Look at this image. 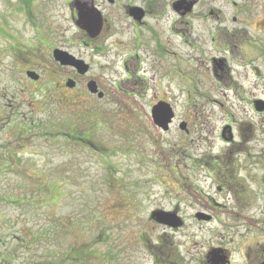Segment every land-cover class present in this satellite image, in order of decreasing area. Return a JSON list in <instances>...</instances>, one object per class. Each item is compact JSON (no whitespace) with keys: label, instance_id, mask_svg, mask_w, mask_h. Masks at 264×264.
<instances>
[{"label":"rangeland","instance_id":"374dc122","mask_svg":"<svg viewBox=\"0 0 264 264\" xmlns=\"http://www.w3.org/2000/svg\"><path fill=\"white\" fill-rule=\"evenodd\" d=\"M30 1L26 9L20 0H0V264H200L220 224L257 231L264 112L251 98L264 102V0L216 3L184 39L171 37L174 56L153 54V43L136 49L139 31L121 9L128 0H92L110 37L98 55L83 44L73 2L74 20L70 0ZM208 32L214 40L203 38ZM56 48L91 70L77 75L60 66ZM92 79L103 98L87 91ZM160 100L175 112L166 132L150 118ZM246 160L253 184L238 169ZM194 165H217L216 179ZM182 175L203 191L198 206L183 208ZM237 182L239 199L231 189ZM248 187L251 196L243 194ZM179 201L178 229L150 218ZM201 209L210 221H201Z\"/></svg>","mask_w":264,"mask_h":264},{"label":"flooded vegetation","instance_id":"af4514ba","mask_svg":"<svg viewBox=\"0 0 264 264\" xmlns=\"http://www.w3.org/2000/svg\"><path fill=\"white\" fill-rule=\"evenodd\" d=\"M108 3L110 6H116L120 3V0H100ZM133 0H128L127 4H123L121 6L122 11L127 15L128 19L134 24L136 29L139 31V35L136 40V49H139L141 45L145 47H149L151 43H153V47H149L153 54H158L160 56L166 55H175L172 51V42L171 37L177 35L180 39H184V35L190 32L191 25L194 21L198 20H207L211 17L213 13V7H217L221 0H136L137 3H132ZM225 1V0H224ZM72 2L76 7L77 14L83 13L87 15L88 20H99L101 23V30L97 34H88L85 30H83V36L85 40L83 44L88 46L92 52L96 55L101 54L103 47L110 43V37L104 36V30L106 27V19L101 14V12L97 9H92L93 1L86 0H70V14L74 20V9L71 6ZM216 3H219L216 6ZM92 10H90V8ZM220 11L218 10V13ZM234 19V18H233ZM146 36V41L143 39V34ZM188 30V31H187ZM207 34L209 38L214 40L213 33L208 32L203 34V38L207 39ZM117 44V42H116ZM199 47H197L198 49ZM58 49V48H56ZM59 50L66 51L65 49L59 48ZM69 54L75 56L77 59L83 60L86 64H88L89 69L91 70V64L86 62L83 58L76 56L68 52ZM179 62H183V57L180 55L178 58L177 65L181 67L182 65ZM223 60H212V66L217 65L221 66ZM175 64H173L174 67ZM166 66L169 67L168 64ZM74 73L75 70L69 67ZM214 68V67H213ZM67 80V79H66ZM95 79H92V81ZM98 90L100 88L99 84L96 82ZM77 88V86H75ZM74 88V89H75ZM251 103L254 105V97L251 98ZM261 100V99H256ZM263 101V100H261ZM171 104V103H170ZM172 106V105H171ZM173 108V107H172ZM174 110V109H173ZM264 112V111H263ZM258 112V113H263ZM175 113V112H174ZM174 120V119H173ZM173 122V121H172ZM232 139V136H230ZM226 139L230 141L231 139ZM250 161L246 160L243 162L242 166H238V169L243 173H246L244 176L245 180L248 183H254V176L252 175V171L250 170L251 166ZM205 167L208 169L207 174L210 179H216V169L218 166H198L194 165L193 168ZM186 168V166H184ZM232 171V170H230ZM196 172V171H195ZM197 173V172H196ZM210 173L213 175L210 176ZM231 175V172L228 171ZM188 176L181 177V183L184 184L182 190V197H185L188 202H183V208L190 207L192 205L198 206L203 202V191H201L198 187L191 185L188 180ZM234 176H231L233 178ZM199 178V177H192ZM262 194L264 197V175L262 180ZM233 190V196L235 199L240 198L239 191L242 189L238 186V182L235 185L231 186ZM219 190V188H218ZM247 196H251L250 188L243 193ZM196 199L197 202H192L191 199ZM180 201L173 207L170 211H167L176 217L179 218L178 226H168L173 230L178 229L184 223L181 219V209L179 206ZM218 205V204H216ZM209 206V205H208ZM210 207V206H209ZM213 207H210V209ZM206 209H201L195 211L196 213L201 212L199 214H204L209 216V219L212 217L211 215L204 212ZM201 221H207L201 219ZM210 221V220H209ZM222 229L221 232H225V235L219 232L218 234L210 237L208 241L204 243L202 251L199 253L198 262L200 264H264V221L261 220V223L257 224L255 227H258V230L251 229L250 226H246V233L239 234L238 230L233 229L232 227H228L224 230V224L219 225ZM233 231V232H231ZM247 236V237H246ZM233 237H241L240 240H234ZM244 237L246 239H244Z\"/></svg>","mask_w":264,"mask_h":264},{"label":"water","instance_id":"95a60500","mask_svg":"<svg viewBox=\"0 0 264 264\" xmlns=\"http://www.w3.org/2000/svg\"><path fill=\"white\" fill-rule=\"evenodd\" d=\"M80 21L82 23L83 29L88 34H97L101 30V23L99 20H88L87 15L80 13L79 14ZM53 59L56 62H59L61 66H69L74 68L78 74L83 75L87 72L88 66L81 60H78L74 58L72 55L68 54L67 52L57 50L55 49L52 53ZM26 77L32 81H37L39 79V76L31 71L26 72ZM75 86V82L73 80H67L66 87L73 88ZM87 90L91 94H96L98 98L103 97L102 92H98L96 83L93 81H89L87 83ZM254 108L257 112L264 111V102L262 101H255L254 102ZM150 117L152 120L153 125L160 129L161 131H168L169 126L172 122V119L174 117V112L170 104L164 101H159L156 104H154L150 109ZM180 129L185 130L186 124L181 123ZM151 219H153L155 222H158L160 224L166 225V226H178L179 225V218L175 215L165 212V211H154L150 215ZM200 219L209 220V216H205L204 214L198 215Z\"/></svg>","mask_w":264,"mask_h":264},{"label":"trees","instance_id":"16d2710c","mask_svg":"<svg viewBox=\"0 0 264 264\" xmlns=\"http://www.w3.org/2000/svg\"><path fill=\"white\" fill-rule=\"evenodd\" d=\"M20 2L22 3V7H23V8H26V9L30 8V3H31L30 0H20ZM22 7H21V8H22ZM73 135H74V133H73V131L71 130V132L69 133V136L71 137V136H73Z\"/></svg>","mask_w":264,"mask_h":264},{"label":"bare ground","instance_id":"6f19581e","mask_svg":"<svg viewBox=\"0 0 264 264\" xmlns=\"http://www.w3.org/2000/svg\"><path fill=\"white\" fill-rule=\"evenodd\" d=\"M259 25H260V22H259V23H257V24L255 25V27H259Z\"/></svg>","mask_w":264,"mask_h":264}]
</instances>
